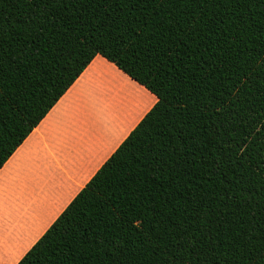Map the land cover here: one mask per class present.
<instances>
[{
	"label": "trees",
	"instance_id": "1",
	"mask_svg": "<svg viewBox=\"0 0 264 264\" xmlns=\"http://www.w3.org/2000/svg\"><path fill=\"white\" fill-rule=\"evenodd\" d=\"M97 55L158 101L18 264H264V0H0V169Z\"/></svg>",
	"mask_w": 264,
	"mask_h": 264
},
{
	"label": "crops",
	"instance_id": "2",
	"mask_svg": "<svg viewBox=\"0 0 264 264\" xmlns=\"http://www.w3.org/2000/svg\"><path fill=\"white\" fill-rule=\"evenodd\" d=\"M157 97L97 55L0 169V264H18Z\"/></svg>",
	"mask_w": 264,
	"mask_h": 264
},
{
	"label": "snow or ice",
	"instance_id": "3",
	"mask_svg": "<svg viewBox=\"0 0 264 264\" xmlns=\"http://www.w3.org/2000/svg\"><path fill=\"white\" fill-rule=\"evenodd\" d=\"M252 124H260L261 128L264 129V121H259L258 119H253ZM261 137L264 139V131H261Z\"/></svg>",
	"mask_w": 264,
	"mask_h": 264
}]
</instances>
